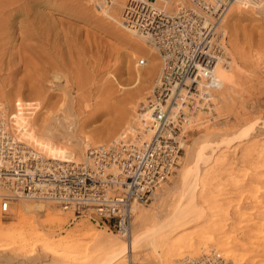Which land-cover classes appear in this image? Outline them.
Returning <instances> with one entry per match:
<instances>
[{
  "label": "bare ground",
  "instance_id": "bare-ground-1",
  "mask_svg": "<svg viewBox=\"0 0 264 264\" xmlns=\"http://www.w3.org/2000/svg\"><path fill=\"white\" fill-rule=\"evenodd\" d=\"M26 1L28 0H0V56L7 53L9 49L6 44L11 39L13 40L15 34L28 39L38 33L44 40L48 39L47 35L53 25L51 26V22L45 17L46 14L44 15L40 11L37 14L34 11L35 15L34 18L32 17L31 22L27 23L23 20L19 26H16L13 22V18L17 14L22 13L25 18L29 16V10L24 5ZM71 1L73 2V0ZM127 1L89 0L97 12H89V3H84L83 0L74 1L76 3L75 7L92 14H89L91 17L94 15L103 17L102 20L109 24L114 36L131 45L126 58L124 57L126 63L130 65L132 59H135L141 52L146 56L138 58L133 69L125 67L130 80L132 79V82H130L132 86L131 84L129 86L133 88L132 91L121 98L118 116L113 121L111 120L112 122L110 121L111 123L107 126L93 131L89 129L92 127L91 125L89 128H86V126V130L81 128V130L76 131V124L73 123L74 128L72 126L71 133L66 135L63 130L67 127L61 123L62 121L49 120L50 118L47 114L43 115L41 109L53 106L55 110L62 111L64 117H68L66 113L73 109L71 105L72 98L68 102L62 97V100L54 103L50 100L49 94L43 91L42 86L33 88L31 91L34 94H24L20 86H16V89L11 90V92L2 87L0 88V108L4 109L5 112H8L7 107L10 108L11 111L8 114L9 128L15 139L24 145L23 148L33 149L44 160L81 163L84 159L91 158L88 155L90 152H86L90 147H100L102 146L101 143H108L104 146L108 147L116 143H122V141H124L122 145H126L127 139H131L139 146V150L143 148L145 153L146 146L143 147L142 142L149 140L151 130L145 128L148 124L147 117L138 111L142 108L143 103H147V98L152 94L154 86L160 84L163 63L159 58V51L153 46L150 47L151 45L146 42L145 35L123 24L121 9ZM184 2V0H156L154 5L166 15L172 16L181 5H184ZM204 4L208 6L207 8L214 7L213 12H219L217 17L211 13L208 14L210 17H206L205 27L209 28L210 33L214 28L215 31L222 32L224 51L221 54L217 50L213 52L206 46L199 49L195 48L188 54L189 57L184 61V64L188 69L187 75H189L193 66L198 67V73L206 69H212L217 77L218 85L211 88L205 82V78L201 76L196 94L188 91L186 87V84L191 80L190 76L181 79L188 80L187 83L184 81L182 84L175 83L171 89L174 91V88L178 86L181 95V99L177 103L178 107L175 110L180 109L183 114L188 109V103L201 106L199 100L206 105L208 104L207 107L210 106L211 109L215 110H218L220 106L230 107L231 104H234L231 96L236 88L240 85L241 96V91L247 88L246 86H254L256 80V77H253V74H255L254 69L260 65L264 66V48L245 50L240 44L241 34L239 35L240 32H238L240 18H254L256 14L264 13V0H204ZM203 15L205 14L203 13ZM216 19H219L218 25H216ZM225 20L232 48L230 49L235 58L230 55L229 48L225 43V30L222 27V21ZM242 35L243 40L247 39L249 41L253 38L252 34ZM42 45L38 49L37 46L28 45L20 49L19 53L13 58L1 59L0 69L13 74L18 71L20 67L17 66L18 64H24V70L27 71L30 63H33V67L36 66L33 58L45 54L43 57L46 58V62L53 69L52 79L64 80L63 96L70 95V91L66 90V84L71 80H87L89 76L88 72L90 73V70L88 66L84 65L85 56L82 60L80 58L82 53L77 52L76 55L70 51L69 60H66L60 54H63V52H58L57 56L52 59ZM114 51H116L115 53L118 52L114 49L113 51L110 50L111 53ZM141 58L145 60L146 67L144 68H139L141 66L139 59ZM214 62L215 64H213ZM36 70L39 71V69ZM83 75L86 77H83ZM35 80L39 79L36 78ZM114 80L117 89L120 90L126 87H123L124 85L118 82L116 77H114ZM149 80H154L153 85L150 87V94L145 95L147 98H144L142 91ZM76 86L77 89H80V82ZM129 86L127 87L129 88ZM29 96H32V101L27 100ZM141 102L142 104H140ZM182 102H185V105ZM215 110L213 111L215 112ZM244 114L240 115V127L238 129L233 126L222 129L207 127L203 135L190 145L180 140L179 147L184 148V162L179 171L180 183L184 187V193L187 195L184 199L186 198L187 201L164 220H160L157 214H152L138 202H135L132 205V212L140 224L139 233L130 234L128 237H126L128 234L118 236L112 231L105 232V229H95L85 224H79L76 227L73 226L74 228L65 234L56 237V230L60 229L61 231L62 224L66 222L67 215L72 211L64 209L65 207L62 206V210L57 209L61 212L50 210L51 204L57 205L55 201H49L50 203L43 200L27 202L18 206L16 220L12 221L13 223L4 224L0 216V253L9 252L5 260L16 264H19L18 261L21 262L22 260L23 262H29V264H123V258L127 253H135L143 248L154 256L156 264H176L178 259L193 257L201 251L204 252L203 254L213 252L225 262L231 264H264V230L262 229V220H264V142L256 135L251 137L254 134L256 120L251 121L248 118L249 116ZM194 116V119L191 115L186 117L188 127L192 122L197 124L198 114ZM76 126L78 127V125ZM186 127L185 125L184 130ZM79 137H82V140ZM62 139L64 140L61 141ZM92 142L99 145H91ZM238 143L240 145L244 144L240 152V168L235 167L234 160L231 161V158L234 157L231 155L235 151L231 150V147ZM128 144L127 146H129ZM84 146H88L85 153L82 152ZM158 147H154L156 154L154 159H143L137 162L141 166L140 170L145 179L152 180V170L159 163L162 164L159 173L166 174L164 172L168 168L167 165L172 152L166 147ZM209 148L216 149V155L212 157V160H210V153L207 151ZM139 154L143 155V152ZM79 155H83V157L80 158ZM122 158L127 157L123 155ZM80 159L83 160L80 161ZM208 162L211 165L206 167V164H209ZM239 169L240 206L243 199L251 202L248 208L249 211L240 210V222H238L240 239L235 234L228 233L223 229V225L217 223L218 219L216 221L209 219L198 228L173 238L172 233L180 226H184L192 219L200 220L203 216L205 209L203 206H196V202L191 198L192 194L197 190L200 197L209 194L207 188L210 185L216 187L222 184L221 180L224 176L229 178L238 175ZM109 171H116L114 164L109 168ZM21 174L18 178V185H16L18 193L21 192L20 187L22 188L26 184L30 185L28 178L24 176L27 173ZM196 183H200L199 188L196 187ZM44 185H46L44 182L35 184L36 187H43ZM36 187L31 186L32 189H36ZM102 189V187L98 188L96 195L104 194ZM105 189L108 190L106 187ZM153 192L157 193L159 189L156 188ZM106 194L110 195V191L108 190ZM99 199L97 198V200ZM103 200H107V198ZM215 210L222 212L225 208L218 207ZM41 211H45V216L42 219L38 217V213ZM253 214L255 216H252ZM117 234L119 233L117 232ZM260 252L263 253L259 254ZM44 256L50 258L49 262H43Z\"/></svg>",
  "mask_w": 264,
  "mask_h": 264
},
{
  "label": "rangeland",
  "instance_id": "rangeland-1",
  "mask_svg": "<svg viewBox=\"0 0 264 264\" xmlns=\"http://www.w3.org/2000/svg\"><path fill=\"white\" fill-rule=\"evenodd\" d=\"M60 1H63L64 3H61ZM74 1L78 2L79 0H73V2L71 0L26 1L24 5H26V8L29 10V16L25 18L24 14H17L13 18V22L16 24V26H19L23 20H25L27 23L31 22V20L34 18L33 16L35 15L34 11L36 14L42 12L44 15L46 14L45 17L48 18L49 22H51V26L53 25L50 33L47 35L49 40H44L42 37H40V34L38 35V33L28 39L22 38L20 35L15 34L13 40L11 39L10 42L6 44V47L9 49L7 50V53L0 56V60L8 57L13 58L17 53H19L20 49H23L28 45L37 46L38 49L41 48L40 46L42 44L43 49L46 51V53H49L48 56H50L52 59L57 56L58 52H63V54H60L66 60H69L68 57L70 51L74 52L76 55L77 52L82 53L80 55L81 59L85 56L84 65L88 66L90 70V73L88 72L89 76L87 80L69 81L66 84V90L70 91V95L67 96H63L62 92L65 81L62 79H52L53 69L46 62V58L43 57L45 54H43V56H37L33 58V62L36 66L33 67V63H30V65L27 67V71L24 70V64H18L17 66L20 67L18 71L13 74L0 69V88L3 87L11 92V90L14 91L16 89V86H20L21 89H23L24 94H34L31 90L33 88L42 86L43 91L46 94H49L50 100L54 103L62 100V97H64L68 102L70 98H72L73 102L71 105L73 106V109L66 113L68 117H64L62 111L55 110L53 106H48L47 108L44 107L41 109L43 115L47 114V116L50 118L49 120L55 119L60 122L62 121L61 123H63L68 129L63 130L66 132V135L71 133L70 131L73 123L74 125H78V127L75 125L76 131L81 130V128L84 129L86 126V128H89L90 125L92 127L94 126L93 128H89L91 131H93L97 128H102L110 124L119 114L121 98L126 96L129 91H132L133 88H130L129 86V84L132 86V83H130L132 82V79L130 80V76L126 73L127 69H125V67L133 69L135 61L138 58L146 57L145 54L141 52L138 54V56H136L135 59H132L130 65L126 63L125 58L131 45L125 41L117 39L112 33L109 24H107L105 20H102L103 17L101 18L97 15L91 17L90 15L92 14L84 12L80 8L75 7L76 3H74ZM31 2L34 3L31 4ZM83 2H87V4L89 3V12H97L95 7L90 4L89 0H83ZM122 10L123 7L121 11ZM222 27L225 30V43L229 48L228 50L230 51V55L235 58L230 46V37L226 28V20L224 22L222 21ZM238 27V32H240L239 35H253V38L249 41L247 39L243 40V35L242 37L240 35L239 41L245 50L259 47L264 48V13L256 14L254 18H240ZM113 49L117 50L118 52L115 53L116 51H114L111 53L110 50L113 51ZM28 52L31 53L30 50H28ZM144 67H146V64L139 66V68ZM257 68L254 69L255 74L252 72L253 77H256V80L254 81L255 85L252 87L246 86L247 88L241 91V96L239 85L231 96L233 98L234 104H231L230 107L227 108L226 106H220L218 107V110H215L211 109L210 106L207 107L208 104L206 105L205 103L201 104V106H195L194 108L193 106H190L188 111L189 116L191 115L193 118L194 115L198 114L197 121L199 123L197 122L196 124V122H192L189 127L187 124H185L187 127L183 131L180 140H183L186 144L190 145L193 141L199 139L203 135V133L207 130V127L222 129L233 126L234 128L238 129L240 127V115L245 113V116H249V120H256L254 134H252L251 137H255L256 135L264 142V66L262 67L260 65ZM36 69H39V71ZM83 77L86 76L83 75ZM114 77H116L118 82L124 85L123 87H126L120 90L117 89ZM36 78L39 80H35ZM153 81L154 80H149L144 86L142 91V96L144 95V98H147L145 95L150 94V87L153 85ZM79 82L81 84V88L77 89L76 84H79ZM127 86H129V88ZM145 90L146 92H144ZM31 97L32 96H29V98L27 97V100L32 101ZM142 102L140 104H142ZM7 109V113L9 114L11 110L8 107ZM213 110H215V112ZM216 112L219 113L217 114ZM194 117L196 118V116ZM86 128L84 130H86ZM79 138L82 140V137ZM63 140L64 139L61 141ZM95 144L98 143H91V145ZM107 144L101 143L102 146H106ZM242 145L244 144L240 145V143H238L231 147V150H235L234 154L232 153L231 155L232 157L234 156L231 158V161L234 160L233 162H235L236 168H240V152L243 147ZM87 147L84 146V151H82L83 153H85ZM207 151L210 153V160H212V157L216 155V149L214 150V148H209ZM82 157L83 155L80 158ZM81 160L83 159H80V161ZM183 162L184 148L181 149L176 168L173 170L168 179L158 187L159 192H153L154 194L150 195L147 200L138 202L142 207L150 211L152 214H157V217L160 220H164L170 216L175 210L182 207L187 201L186 198L184 199V197L187 196L184 193V187L180 183L181 176L179 171ZM208 163L209 164H206V167L211 165L210 162ZM221 181L223 183L216 187L210 185L209 188H207L209 194H206L203 197H200L198 190L192 194L191 198L196 202V206L200 205L205 209L203 216L200 220L192 219V221L185 224L184 226H180L175 232L172 233L173 238H177L184 232H189L194 228H198L201 224H204L209 219H213L215 221L218 219L219 221H217V223L222 224L223 229H225L228 233L235 234L236 237L240 239V228H238V222H240V210L249 211L248 208L251 204L249 200L243 199L240 206V169L238 175H233L229 178L224 176ZM196 187L199 188L200 183H196ZM0 194H10V191L5 188H0ZM11 199L9 212L7 214L0 213L4 224H11L16 220L15 218L19 205H23L27 202L30 203L39 201V199L26 196ZM43 201L46 203L49 202V200ZM218 207H224L225 210L222 212L216 211L215 209ZM51 209L54 212H61L58 210H62L61 207L56 204L55 206L51 204L50 210ZM44 216L45 211L38 213V217H41L40 219H42ZM252 216H255V214ZM135 218L136 217L133 215L131 232L126 237L130 236V234L140 232V224ZM262 221V229L264 230V220ZM79 224H85L86 226H91L95 229H105V232L112 231L116 235H120L117 234L116 230L108 228L107 224L102 222L97 223L92 219V217L88 215L83 214L81 216H75L72 212H70L67 215L66 222L61 226V231L60 229L58 231L56 230L55 236L57 237L58 235L65 234L67 231L73 229ZM8 253L9 252L0 253V264H16L15 262H7L5 260V257ZM130 253L131 252L127 253L123 258V264H156L154 256L150 255V253L143 248L135 253ZM203 253L204 252L201 251L199 254L197 253V255L193 257H199ZM262 253L263 252H260L259 254ZM49 259L50 258L48 256H44L43 262L47 263L49 262ZM182 259L184 258L178 259L176 264H179ZM18 262L19 264H29V262H23V260Z\"/></svg>",
  "mask_w": 264,
  "mask_h": 264
},
{
  "label": "built area",
  "instance_id": "built-area-1",
  "mask_svg": "<svg viewBox=\"0 0 264 264\" xmlns=\"http://www.w3.org/2000/svg\"><path fill=\"white\" fill-rule=\"evenodd\" d=\"M155 1L128 0L122 10L123 24L145 35L146 42L159 51V58L163 63L160 84L154 86L147 103H143L139 109L147 117L148 124L145 128L151 130L149 140L142 142L143 147L146 146L145 153L143 148L139 150L134 141L127 139L126 145H122V141L108 147L88 148L86 152H90L88 155L91 158H86L81 163L44 160L33 149L23 148L24 145L15 139L9 128V115L0 108V188L10 191V194H0L1 214L9 212L11 198L26 196L55 201L60 207L72 211L75 216L88 215L97 223L107 224L108 228L116 230L122 236L130 233L133 203L147 200L176 168L182 149L179 143L186 117H189L190 106L195 107V104L188 103L185 114L180 109L175 110L181 99L180 88L176 86L172 91L171 87L175 83H187L188 80H181L186 76L191 78L186 87L192 93L197 94L201 76L211 88L218 85L212 69L198 73V67L193 66L187 75L188 69L184 61L195 48L206 46L221 54L224 51L222 32H217L214 28L210 33L209 28L205 27V19L210 17L209 13L216 17L219 15V12H213L214 7L207 8L204 0H184V5L169 16L154 5ZM216 22L218 25L219 19ZM139 62L140 65L145 64L143 58ZM182 103L185 105V102ZM199 103L204 104L201 100ZM158 146L166 147L172 152L169 154L168 168L164 172L166 174L159 173L162 165L159 163L152 170V180L145 179L137 162L154 159V147ZM123 155L127 158H122ZM112 164L116 171H109ZM21 173H27L24 176L28 178L30 185L20 187L21 192L18 193L16 185ZM38 182L46 185L36 187ZM100 187L104 194L96 195V190ZM105 187L110 195L106 194L108 190ZM104 198L107 200H103ZM179 264L231 263L212 252L196 258L182 259Z\"/></svg>",
  "mask_w": 264,
  "mask_h": 264
}]
</instances>
